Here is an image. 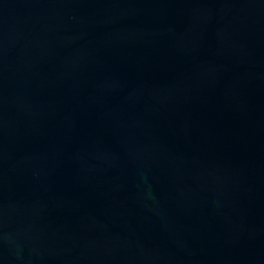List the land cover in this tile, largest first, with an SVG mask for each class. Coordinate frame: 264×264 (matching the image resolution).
<instances>
[{
  "label": "water",
  "instance_id": "obj_1",
  "mask_svg": "<svg viewBox=\"0 0 264 264\" xmlns=\"http://www.w3.org/2000/svg\"><path fill=\"white\" fill-rule=\"evenodd\" d=\"M0 264H264V0H0Z\"/></svg>",
  "mask_w": 264,
  "mask_h": 264
}]
</instances>
